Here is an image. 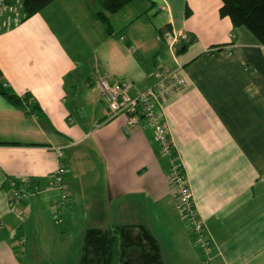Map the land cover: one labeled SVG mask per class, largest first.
<instances>
[{"label": "crops", "instance_id": "1", "mask_svg": "<svg viewBox=\"0 0 264 264\" xmlns=\"http://www.w3.org/2000/svg\"><path fill=\"white\" fill-rule=\"evenodd\" d=\"M221 4L134 0L109 14V34L94 0H54L0 30L3 77L32 95L18 106L0 94V264H68L71 255L77 264L87 228L120 224L148 226L165 264H264V45L222 17ZM64 21H76L85 40ZM166 25L189 82L162 111L207 225L206 250L178 209L154 130L145 122L128 130L126 114L109 118L97 85L131 78L137 96L158 68L173 67L159 34ZM60 163L69 193L61 223L62 190L52 183ZM20 181L30 189L14 210L9 185Z\"/></svg>", "mask_w": 264, "mask_h": 264}, {"label": "trees", "instance_id": "2", "mask_svg": "<svg viewBox=\"0 0 264 264\" xmlns=\"http://www.w3.org/2000/svg\"><path fill=\"white\" fill-rule=\"evenodd\" d=\"M54 0H20L23 7V16L17 19L22 22L40 12ZM99 5L98 18L106 26L109 34H113V26L109 14L121 11L134 0H94ZM220 15L230 18L235 27L244 26L256 37L260 44L264 45V0H221ZM13 26V25H11ZM172 28L170 25L161 28L160 36L165 42V33ZM180 43L178 42L177 45ZM179 46L177 54L179 53ZM0 94L14 105L23 106L24 102L32 98L31 93L25 96L18 95L6 83L3 72L0 69ZM175 159L179 160L178 151H174ZM25 182H15L13 187L21 198L10 196V202L22 204L29 185ZM34 191V189L32 188ZM37 191V189H36ZM69 199V198H68ZM67 199V200H68ZM62 200L57 207L55 220L60 222L63 218L61 206L67 201ZM61 223V222H60ZM193 235V234H192ZM21 238V234L17 239ZM24 242V241H23ZM22 242V243H23ZM195 242V241H194ZM80 256L77 264H121L124 261H133L132 255L137 252L139 264H165L162 249L157 237L148 226L143 224H120L110 225L106 228L90 227L84 232ZM138 258H136L138 260Z\"/></svg>", "mask_w": 264, "mask_h": 264}, {"label": "built area", "instance_id": "3", "mask_svg": "<svg viewBox=\"0 0 264 264\" xmlns=\"http://www.w3.org/2000/svg\"><path fill=\"white\" fill-rule=\"evenodd\" d=\"M178 40L176 34L169 32L165 34V43L173 52L175 65L170 68H158L155 72V82L137 96H132L130 93L134 84L131 78L110 82L107 78L102 77L98 80L97 85L109 118L126 114L128 130L139 128L142 122L154 130L162 154L169 159V178L176 188L178 209L193 234L195 244L206 250L210 243L207 238V225L196 204L186 169L180 157L179 160L174 157V151H177V148L162 111L165 99L189 82L185 65L178 60ZM55 150L57 157L60 158L63 155V147H56ZM67 172L66 166L60 163L52 174L53 185L62 190V200L69 198V193L64 186ZM11 196H13L12 198L16 197V200L21 198L17 192H12ZM12 206V209L19 210L20 204L16 203L14 206L12 203Z\"/></svg>", "mask_w": 264, "mask_h": 264}, {"label": "rangeland", "instance_id": "4", "mask_svg": "<svg viewBox=\"0 0 264 264\" xmlns=\"http://www.w3.org/2000/svg\"><path fill=\"white\" fill-rule=\"evenodd\" d=\"M73 3L74 2L70 3V6H72ZM143 5H144L143 7H146V4H143ZM22 16H23V7H22V3L20 2V0H0V30L15 24L17 19H20ZM61 23L66 25V26L68 25L69 28H67V32L70 35V37H72L74 40L82 41V42L85 40V34L83 31L81 32V29L76 25V23H77L76 21H74L75 24H71L68 21H64V23L63 22H61ZM116 25L117 24H115L116 32H118L119 29L117 28ZM97 33L99 34V36L101 35L100 32L96 31V34ZM117 36H119V35H117ZM70 48L72 50V53L76 54V51L72 47H70ZM80 52L81 51H79L78 54H80ZM81 54L86 55L85 48H83ZM94 54H96V53L90 52L87 50V55H89V56L91 55V57H93ZM181 56L182 55L180 54L178 56V58H181ZM31 244L36 246L34 239L31 240ZM195 245L198 246L197 244H195ZM131 255H132V260L134 262H136L137 264H139L138 253L136 252L134 255H133V253H131ZM136 258H138V260ZM72 260H75L73 255H71L70 261L68 264H74L75 261H72Z\"/></svg>", "mask_w": 264, "mask_h": 264}, {"label": "flooded vegetation", "instance_id": "5", "mask_svg": "<svg viewBox=\"0 0 264 264\" xmlns=\"http://www.w3.org/2000/svg\"><path fill=\"white\" fill-rule=\"evenodd\" d=\"M125 262V261H124ZM128 262V264H137L136 262H134V261H127ZM122 264V263H121Z\"/></svg>", "mask_w": 264, "mask_h": 264}, {"label": "water", "instance_id": "6", "mask_svg": "<svg viewBox=\"0 0 264 264\" xmlns=\"http://www.w3.org/2000/svg\"><path fill=\"white\" fill-rule=\"evenodd\" d=\"M122 264H128V262H127V261H125V262H123Z\"/></svg>", "mask_w": 264, "mask_h": 264}, {"label": "bare ground", "instance_id": "7", "mask_svg": "<svg viewBox=\"0 0 264 264\" xmlns=\"http://www.w3.org/2000/svg\"><path fill=\"white\" fill-rule=\"evenodd\" d=\"M16 23V22H15ZM18 23V22H17ZM9 27V26H8ZM7 28V27H6Z\"/></svg>", "mask_w": 264, "mask_h": 264}]
</instances>
